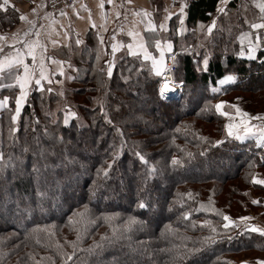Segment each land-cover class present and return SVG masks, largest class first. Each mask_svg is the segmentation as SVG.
<instances>
[{"label": "trees", "instance_id": "trees-1", "mask_svg": "<svg viewBox=\"0 0 264 264\" xmlns=\"http://www.w3.org/2000/svg\"><path fill=\"white\" fill-rule=\"evenodd\" d=\"M220 1L187 0L183 24L178 15L170 18V71L181 89L168 99L158 95L160 76L151 65L124 48L108 76L109 45L93 30L70 46L72 53L61 51L65 60L75 54L68 87L33 84L15 121L19 88L8 72L0 77V84L14 85L0 88V100L8 98L0 108V264H239L243 253H264V235L238 218L244 200L264 215V185L253 179L264 172V149L250 138H229L215 105L234 92L252 93L257 104L264 50L254 59L240 55L249 51V39L240 37L254 14L244 0H230L217 13ZM215 14L203 37L207 65L198 69L193 54L180 50L189 36L178 29L206 25ZM17 20L14 9H0V29ZM225 76L235 80L213 91ZM72 83L86 85L83 103ZM174 157L182 163L174 166ZM247 189L263 194L251 201ZM228 214L232 223L223 219ZM129 217L136 219L126 231Z\"/></svg>", "mask_w": 264, "mask_h": 264}, {"label": "crops", "instance_id": "crops-1", "mask_svg": "<svg viewBox=\"0 0 264 264\" xmlns=\"http://www.w3.org/2000/svg\"><path fill=\"white\" fill-rule=\"evenodd\" d=\"M228 1L230 0H221L216 11L222 12ZM244 2L254 14L251 18V24L248 25L250 36L247 38L255 44L258 42L257 37L259 36L260 47L258 49L264 50V28L255 29L251 27L252 24L264 23V12L261 11L260 7L261 4H264V0H244ZM157 3L160 7L159 10H157ZM0 4H4V0H0ZM185 4V0H111V2L109 0H78L69 15L52 17L45 10L43 0H8V3L2 9L8 7L14 9L18 14V20L12 29L10 28L11 30L0 32V37H4V39H0V49H2L0 60L6 62L7 59L17 55V52L27 53L28 49L25 47V43H33L38 40L43 48L38 47L36 49L35 65H33L31 56H25V63L30 66V70L36 69L34 75L35 78H38L40 60L43 58L46 73L48 74L49 69H52L55 75L58 70H63L68 65V62L60 56L59 51L66 50L68 52L73 43L77 46L84 43L89 30L96 32L98 38L100 40L102 38V43L107 42L109 46L110 39L112 42L115 40L117 42L119 38L124 37L125 43H123L124 40H121L123 44L120 47L121 49L124 48L128 53L134 51L137 55H141V58L147 52L151 57L159 60L161 49H164V56L172 52V50L171 52L167 51V45L171 41L167 38V42L164 45L160 44L159 48L155 45L154 52L149 50L147 46L145 33L157 29L167 32L171 17L178 14L181 17L184 16ZM182 7L183 14L181 13ZM155 13L158 14L155 15ZM150 23L155 26L154 29L150 27ZM162 24L164 25L163 28H161ZM129 33L134 35H129ZM77 40H80L81 43L77 44ZM53 41L56 43L54 44ZM129 44L132 45V49L128 48ZM140 44H143L144 48H140ZM171 46L173 48V43H171ZM53 61L62 63H54ZM146 61L155 73L153 60L148 59ZM12 71L17 72V68L14 66ZM7 72L9 73L8 68L3 69L0 77ZM18 73H23L22 67L18 68ZM232 108L235 115L241 120L235 131L244 136V139L253 137L258 144L261 135L260 129H264V126L259 127L256 119H243L241 113L246 110L241 106H233ZM237 109H239V112ZM242 121L255 126L253 133L244 132ZM262 148L264 149V146Z\"/></svg>", "mask_w": 264, "mask_h": 264}, {"label": "rangeland", "instance_id": "rangeland-1", "mask_svg": "<svg viewBox=\"0 0 264 264\" xmlns=\"http://www.w3.org/2000/svg\"><path fill=\"white\" fill-rule=\"evenodd\" d=\"M44 3H45V10L52 16V17H55L53 16L50 11L47 9V5H46V1L43 0ZM181 1H184V0H181ZM187 0H185L186 2ZM158 4V3H157ZM41 7V6H40ZM160 7H159V4L157 5V10H159ZM223 9V8H222ZM72 10V9H71ZM71 12V11H70ZM219 13V12H217ZM158 13H155V15H157ZM69 15V14H68ZM154 15V16H155ZM57 17H61V16H57ZM216 17H217V14L214 15L213 19L206 25H203V24H200L196 27H194L192 30L190 29H187L186 27L185 28H182V25L180 27V29H178V33L184 37V33L186 32L189 36V43H187V45H184L183 49H180L181 51L182 50H187L189 51V53H192L193 56H194V62L196 64V66L198 67V69H203L205 63H204V60L205 58H207L208 56L203 52L202 48H203V37L206 35V33L208 34L209 32V27L212 26L213 22L215 21L216 23ZM177 21H179L181 23V15L178 14L177 16ZM12 29V27H11ZM10 28H4V29H0V32H2L3 30L4 31H9L11 30ZM181 29H183V31L181 32ZM168 35L166 34V32L162 31L161 29H157L155 31H149V32H146L145 33V39L146 41H150V44L147 46H151V48H149V50L151 51H154L155 52V45H156V40L160 41V44L164 45L165 42H167V37ZM202 37V39H201ZM170 39V38H169ZM191 39V40H190ZM121 40L123 41L124 40V37L122 38H119L116 42V40L114 42L111 41L110 39V46H109V49L106 50L103 48L104 50V56L106 57V64H107V67L110 66L109 64L112 65L113 63V60L115 59L117 53L119 52V50L121 49L120 47L123 46ZM99 41L101 42V40L99 39ZM109 41V39H108ZM183 39L182 37H180V43H182ZM103 42V41H102ZM117 44L119 47H118V50L115 52V54H113V50H112V45L111 44ZM125 43V40L124 42ZM122 45V46H121ZM194 47V49H193ZM100 48V47H99ZM101 51V50H100ZM69 53H72V50L69 49L68 50ZM59 54L61 56V52L59 51ZM175 54V52L173 53H169L167 55L164 56V61L166 60V56L168 55H172ZM75 56V54H70V58L69 60H72V58ZM62 57V56H61ZM171 57V56H170ZM69 60H66L68 62V65L66 66V68L63 69V74H61V70H58L55 75H54V71L52 69H49V73L47 74L49 79L51 80V83L48 82V80H43L41 83L43 85V87H48V86H51L52 84H54L56 87H58L59 89H64L65 87H68V80L70 79V76L72 74V68L70 67V61ZM164 71H165V68H164ZM163 71V72H164ZM227 76L224 77V79L226 78ZM222 79V80H224ZM33 83L35 84V82L33 81ZM226 83V82H225ZM225 83H220L219 81V86L216 87V90L220 91L221 90V87L225 84ZM71 88H80L81 89V93L80 95L77 96L76 100L83 103L82 101L84 100V97H89V92H87L88 90L84 87L86 86L85 84H81V83H72L69 85ZM32 87V86H31ZM19 88V87H18ZM30 87L28 89H26L28 91V94H29V91H30ZM181 89V88H180ZM19 91V94H20V89L18 90ZM180 91V90H179ZM18 94V96H19ZM255 97L252 95V93H248V92H234V93H229L228 95L224 94L223 95L221 94L220 97L216 100L215 102V105L221 103V102H224L222 104V107L220 109V112H226L228 113V115H224L225 117V121H224V125H225V134L227 136H229V138H232V139H235V140H239V141H245L249 138H245V139H237L234 136H230L228 135V130H227V127L226 125H229V124H232V125H237L238 123H241L239 121H241L234 113V109L232 108L233 106H241L242 108H244L246 111L242 112V113H248L249 115L247 117L245 116H242L241 117L243 119H246V120H251L249 117H257V116H262L264 117V91L259 93V95H256V98H257V104L256 103H253L250 101L249 97ZM24 103V102H23ZM22 103V104H23ZM254 104V105H253ZM16 105V104H15ZM238 119V120H237ZM258 121V124H259V127L261 126H264V119H256ZM237 129V127H235L233 129L234 132H236L235 130ZM251 140L253 139V142H255V145L259 146L256 142V140L251 137L250 138ZM262 148V146H259ZM228 157L227 156H223V157H220V160L223 161V162H226L228 161L227 159ZM49 166H53L55 167L56 166V163H53ZM206 167V166H205ZM45 168H41L40 169V172L43 171ZM232 171V170H231ZM36 174H39L38 172ZM141 177H139V180H140ZM255 178L256 179H264V172L263 170H258L256 172V175H255ZM134 184V181H128L127 185L129 186H133ZM258 184V183H257ZM259 185H262V184H259ZM247 188V187H245ZM248 191V195H247V198H250L251 197V201L252 200H256V196H260V194H263V192H257V191H253L252 189H247ZM51 193V191H50ZM54 194L55 191H54ZM53 195V194H51ZM242 203V202H241ZM243 206H241L238 210V218L240 219L241 217H249L250 219L248 220H243L244 224L247 225V226H252V225H255L259 228H264V215H262V211L261 210H253L251 209L248 205V201L244 200L243 201ZM237 214V215H238ZM229 215V218L232 220V216L234 215H231V214H228ZM236 215V216H237ZM237 260H251L255 263H258L260 261H264V253L263 252H254V253H249V252H246V253H243L241 254ZM243 261H241L239 264H243Z\"/></svg>", "mask_w": 264, "mask_h": 264}, {"label": "snow or ice", "instance_id": "snow-or-ice-1", "mask_svg": "<svg viewBox=\"0 0 264 264\" xmlns=\"http://www.w3.org/2000/svg\"><path fill=\"white\" fill-rule=\"evenodd\" d=\"M109 2H111V0H109ZM8 3V0H4V4H0V8H3L5 6V4ZM102 6V5H101ZM261 7V11L264 12V4H261L260 5ZM181 13L183 14V7L181 8ZM22 19H27L26 17H21ZM181 24H183V18L181 17ZM215 26V21L213 22L212 26L209 27V32H211L212 30V27ZM150 27L154 29V25H151L150 23ZM164 25L162 24L161 25V28H163ZM252 28H255V29H260V28H264V23H258V24H252L251 25ZM183 31V29H181V32ZM25 35H27V33H25ZM38 35V34H37ZM129 35H134L133 33H129ZM250 36V33H242L241 34V42L243 43L244 42V39L249 37ZM0 39H4V37H0ZM259 40H260V37L258 36L257 37V43L253 44L251 42V40H249V51L245 54V52L243 51V49L241 50L240 52V55L241 56H244V55H247V57L249 59H254L255 56H256V52H257V49L260 47V44H259ZM101 42H102V38H101ZM53 43L55 44L56 42L53 41ZM77 44L81 43L80 40H77L76 41ZM122 46V45H121ZM156 46L159 48L160 47V41H156ZM25 47L28 49L27 53H20V52H17V55L11 57L10 59H7V61H3V60H0V75H2V70L5 69V68H8L9 69V73H8V77L10 79H13L14 82H15V85H18L19 86V89H20V94L19 96L16 98V109H15V112H16V115L12 116V120L15 121L17 119V117L20 115V112H21V107H22V103L24 102V100L26 99L27 95H28V91L26 89H28L30 86H32V83H33V80L35 82V86L39 87L41 90H44L43 89V85H42V81L43 80H48L49 83H51V80L49 79L46 71H45V65H44V60L43 58H41L40 60V66H39V77L38 78H35V71L36 69L33 68L32 70H30V66L25 63V56H31L32 57V60H33V65H35L36 63V49L38 47L40 48H43V45H41L39 43V41L37 40L36 42H33V43H25ZM118 45L113 43L112 44V50H113V54H115V52L118 50ZM140 48H144V45L143 44H140L139 45ZM128 48L129 49H132V45L129 44L128 45ZM172 50V46H171V43H168L167 45V51L171 52ZM0 51H2V49H0ZM131 55H136V53L134 51H131L130 52ZM145 60H148V59H152L153 60V66H154V70H155V74L157 76H161L163 71H164V68H165V65H164V49H161L160 50V58L159 60H157L155 57H151L149 53L145 52L144 53V57H143ZM51 59V58H49ZM54 63H62V62H58V61H53ZM204 63L205 65H207V58H205L204 60ZM16 67L17 68V72H13L12 69L13 67ZM19 67H22L23 68V73L22 74H19L18 73V68ZM206 70V69H205ZM113 73V66L110 64V66L108 67L107 69V74L108 76H111ZM61 74H63V70L61 69ZM235 80V77L234 76H227L224 80H221L220 83H225L227 81H234ZM13 87L14 85L13 84H9V85H3V84H0V88L2 87ZM48 91H51V89H47ZM157 91H158V95L160 96L161 99H168L169 96L168 94L170 92H174L175 91V86H174V82H171V81H168L167 79H162L158 86H157ZM213 91H216V89H213ZM7 97H5L3 100H0V108H3L6 106V103H7ZM224 102H221L219 104L216 105V109L218 111H220L221 107H222V104ZM237 111L239 112V109H237ZM222 115H228V113L226 112H222L221 113ZM68 115H71V116H76V113L75 112H70ZM68 115L65 116V119H64V123L67 125L69 123V120H68ZM242 116H245L247 117L249 114L248 113H241ZM250 119H264V117L262 116H257V117H249ZM111 123V121H109ZM243 123V130L245 133H253V128L255 126H252V125H249L246 121H242ZM227 129H228V135L230 136H233L235 135V137L237 139H244V136H241L239 133L237 132H234L233 129L235 127H239V125H232V124H229V125H226ZM260 132H261V135L258 139V145L259 146H264V129H260ZM217 144L219 143H222L221 141H217L216 142ZM25 151H27V148H25ZM137 155H140L139 153H137ZM188 156H191L192 154L191 153H188L187 154ZM3 160V153L0 152V161ZM140 160L143 161L144 163H147V161L145 160V157L143 155H140ZM182 161L178 160L177 158H173L172 160V164L175 166V165H178V164H181ZM109 167H111V165H109ZM152 172H155V169L153 168L152 169ZM254 179V182L255 183H258V184H262L264 185V179H256L255 177H253ZM254 203H256L257 201H253ZM147 205H145L143 202H141L139 204V207L141 208H144L146 207ZM83 215V214H81ZM112 219V217H105V220L106 221H110ZM135 217H129L128 220L125 222V224L123 225L124 229L127 231V230H130L131 229V225L133 223H135ZM223 219L225 221H229V223H232L230 221V218L228 216H224ZM241 220H248L250 219L249 217H241L240 218ZM204 223H208L207 221H205ZM229 225L228 224H225L224 227L227 228ZM251 230L252 231H256V232H259L261 235H264V228H259L255 225H252L251 226ZM115 231V229H114ZM213 231H215V229H213ZM79 235L77 237V239H79ZM102 239H105V237H102ZM206 239H211L210 237L209 238H206ZM193 251H198V250H193ZM68 259H71V256L68 257ZM259 264H264V261H260Z\"/></svg>", "mask_w": 264, "mask_h": 264}, {"label": "built area", "instance_id": "built-area-1", "mask_svg": "<svg viewBox=\"0 0 264 264\" xmlns=\"http://www.w3.org/2000/svg\"><path fill=\"white\" fill-rule=\"evenodd\" d=\"M46 1V5H47V9L50 11V13L57 17V16H67L72 7L76 4V2L78 0H45ZM173 56H175V54H173ZM171 55L167 57L166 62H165V71L162 73L161 75V80L162 79H167L168 81L174 82L172 80L171 77V71L173 68V57ZM174 86H175V91L172 93L177 92L178 90H180L181 86L180 84H177L174 82Z\"/></svg>", "mask_w": 264, "mask_h": 264}, {"label": "water", "instance_id": "water-1", "mask_svg": "<svg viewBox=\"0 0 264 264\" xmlns=\"http://www.w3.org/2000/svg\"><path fill=\"white\" fill-rule=\"evenodd\" d=\"M170 95V93L168 94V96Z\"/></svg>", "mask_w": 264, "mask_h": 264}]
</instances>
